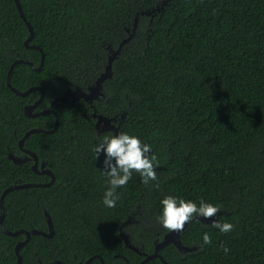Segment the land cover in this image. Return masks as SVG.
I'll return each instance as SVG.
<instances>
[{
  "label": "trees",
  "instance_id": "1",
  "mask_svg": "<svg viewBox=\"0 0 264 264\" xmlns=\"http://www.w3.org/2000/svg\"><path fill=\"white\" fill-rule=\"evenodd\" d=\"M19 2L34 32L29 46L41 48L44 62L38 72L16 64L10 83L19 92L43 89L36 111L68 87L92 85L107 63L108 47L117 49L136 21L135 35L113 61L112 77L103 83L104 96L94 107L97 114L119 121L124 115L119 131L151 146L157 178L144 184L134 172L116 190V206L105 207L108 184L93 151L98 143L93 111L81 101L60 103L56 131L34 133L25 141L26 148L41 150L39 157L52 162L55 182L6 194L5 230L45 226L36 204L52 205L53 227L62 228L70 216L64 212L65 193L74 187L80 212L69 240L90 242L105 264L141 262L124 246L119 227L129 219L123 231L131 243L144 242L143 251L153 253L169 231L157 222L159 201L173 195L219 205L218 218L233 229L220 233L210 222H190L180 241L195 250L182 254L167 245L159 251L167 264H264V0ZM28 36L14 1L0 0V196L17 183L48 182L29 165H14L7 158L8 152L21 155L17 142L28 130L54 128L51 114L24 116V107L39 98V91L20 97L6 84L15 59L39 65V51L24 46ZM73 160L77 176L57 167ZM90 206L98 211L90 212ZM203 232L211 242L201 247ZM22 238L6 236L0 228V264H17L14 247ZM60 238L31 236L19 252L22 264L45 263L47 246L39 244Z\"/></svg>",
  "mask_w": 264,
  "mask_h": 264
},
{
  "label": "clouds",
  "instance_id": "2",
  "mask_svg": "<svg viewBox=\"0 0 264 264\" xmlns=\"http://www.w3.org/2000/svg\"><path fill=\"white\" fill-rule=\"evenodd\" d=\"M108 49L109 52L113 51L110 47H108ZM94 110L95 108L93 107L92 111ZM95 112L97 114L96 110ZM111 127L118 130L119 125L117 122H112ZM97 138L98 143L93 146V151L100 164L99 171L107 176L108 184L102 198V204L105 207L113 208L116 206V201L118 199L116 190L126 185L134 172L141 177V182L144 184L156 180L157 174L155 167L157 157L151 152L150 145L142 143L135 135H129L119 130L115 134L112 133L109 136L98 135ZM101 156L103 159H100ZM159 204L160 212L156 217L157 222L162 228L169 231L182 230L186 223L197 220V218L208 220V222H210V227L218 229L220 233L230 232L233 229L231 223L222 222L218 218L217 214L220 210L219 205H214L203 200H200L199 203L191 200L186 201L173 195L164 196L159 201ZM201 241V247L211 242L208 232H203L201 234ZM222 250L225 254L229 251L227 247H223ZM116 257L118 258V255H116Z\"/></svg>",
  "mask_w": 264,
  "mask_h": 264
},
{
  "label": "water",
  "instance_id": "3",
  "mask_svg": "<svg viewBox=\"0 0 264 264\" xmlns=\"http://www.w3.org/2000/svg\"><path fill=\"white\" fill-rule=\"evenodd\" d=\"M13 1H14L15 6H16V9H17V11L19 13L20 18L25 23L26 28H27V30L29 32V36L24 41V46L27 47V48H31V49H35V50L39 51V53H40V62H39V65L37 67H35L33 65V63L28 61V60L15 59L13 61V63L11 64V67H10L9 72L7 74L6 84H7V87L14 94H16V95H18L20 97H24V96L28 95L32 91H40V93H41L40 99L36 103H34L33 105H29V106H26L24 108V115L26 117L32 118V116L36 117V116L44 115V114H51V115H53L55 117L54 128L52 130L45 131V130H42V129H31L25 134L24 138H26L30 134H34V133H43V134L49 133L50 134V133L55 132V130L57 129L58 117H57L56 112L54 110H45V111H40L39 113H32V111L35 108V106L39 103L40 100H42L43 89L41 87H30L28 90H26L24 92H19L17 89L12 87V85L10 83V75H11L13 67L16 64H25V65L31 67L32 69H34V71L38 72V71H40L42 69L43 62H44V53L41 50V48L39 46H37V45H30L29 46V42L31 41V39H32V37L34 35L32 26L30 25V23L25 18L19 0H13ZM164 3H165V1L162 3V5ZM160 8H162V6ZM135 28H136V21H135V24L133 26L132 33L126 39L121 41V43L119 44V46H118V48L116 50H113V51L110 52V55L108 56L107 63L105 65V67H104L103 72H101L100 75L96 78V80L94 81V84L92 86L88 87V90H89L88 93L82 92V89H79V88L76 89V90H72V89L68 88V89H65V91H64V93H63V95L61 97L60 96L57 97L52 102V105L57 103V102L64 103L68 99V97H70L72 102L73 101H77L80 98H82L84 101L92 104V102L94 100H97L99 97H101L103 95V93L101 91L103 83L106 80H108V79H110L112 77V63L119 56V54H120V52L122 50V47L127 42H129L130 39H132L134 37ZM55 107H56V105H55ZM92 118L95 120L94 129H95L96 134L98 136V135H102V134H104L106 132H111V133L115 134L119 130V128H118V130L117 129H113L111 127V124H112V122H117L118 125H120V123L122 122L121 120L124 118V115H122L121 120L119 121L117 119V117L108 118V117H105L103 115H97L95 110H94L93 113H92ZM22 142L23 141H20L19 146H21ZM7 158L14 165H20L23 162H25L26 160H28L27 157L20 158V157H17L15 155H13L12 153H7ZM33 161H34V164L32 166L33 171L37 172V173H43L45 175H48L49 178H50L49 181L47 183H44V184H39V183H36V184L35 183L14 184V185H11V186L7 187L6 189H4V191L2 192V194L0 196V228L2 230V233L4 235H6V236H12V237L17 236L19 234H24L25 235V239L23 241H21V242H18L15 245V247H14V253H15V256H16L17 264H21L22 263L21 256H20L19 252H20L21 248L27 244V242H28V240H29L31 235H42V236H44L47 239H51V237L53 235L52 221H51V218H50L49 214L46 211L44 213V216H45L46 224L48 225V233H45V232H42V231H37L36 229H31L29 232L26 231V230H18V231H15V232H10V231H6L5 230V227H4V224H3V220H4L3 201H4V197L6 196V194H8V193H10L12 191H15V190H20V189L49 187V186H51L53 184V181L55 179L53 173L51 171H49L48 169L44 168L43 167V163L40 166L41 170L37 171V168H36L37 167V158L34 157V156H33ZM197 220L202 221L203 223L204 222L205 223L208 222V220H205L203 218H197ZM209 221H210V219H209ZM129 222L130 221L128 219L127 221H125L119 227V236L122 239V241L124 243V246L126 248H128L130 250H133V251H135L137 253V249L130 244L128 235H126L122 231V228L125 227L127 224H129ZM189 223L190 222L186 223L182 230H179V231H168L163 236V239L160 242L155 244L154 252L151 255L146 256V255L142 254L145 257V259L140 264H145V263H147V262H149L151 260H154V259H159L162 262V264H167V262L164 261L163 258L159 254V251L161 249H163L164 247H166L167 245H173L175 247V249L179 253H182V254L194 251L195 248L185 247V246L182 245V243L180 241V234L185 230V228L187 227V225ZM51 264H56V262H52Z\"/></svg>",
  "mask_w": 264,
  "mask_h": 264
},
{
  "label": "flooded vegetation",
  "instance_id": "4",
  "mask_svg": "<svg viewBox=\"0 0 264 264\" xmlns=\"http://www.w3.org/2000/svg\"><path fill=\"white\" fill-rule=\"evenodd\" d=\"M99 75H100V73H99ZM92 85H90V86H92ZM90 86H88V87H90ZM88 87H86L84 89L83 88H80V87H78V88L79 89H82V92L88 93L89 92ZM68 88H70L72 90L78 89V88H71V87H68ZM102 89H103V85H102L101 91H102ZM63 93H61L60 95L56 96L51 101H49L48 107L44 108L41 111L54 110L55 112H57L56 109L59 108V104L61 102H57V103H55L53 105H52V102L57 97H59V96L61 97L63 95ZM40 96H41V93H40ZM40 96H39V98L36 101H34L33 103H29L26 106L33 105L34 103H36L40 99ZM103 96H104V94L101 97H103ZM101 97H99L97 100H94L92 102V104L84 101L82 98H80L77 101H73L72 102L71 99H70V97H68V99L64 103H62V104H69L70 103V104H73V105H79L78 103L81 101L84 104H86L88 106V108L93 109L94 103L95 102H98L101 99ZM43 98H44V91H43L42 100H43ZM42 100H40L39 103H41ZM38 104L35 106V108L33 109L32 113H39L40 112V111H36L35 110L36 107L38 106ZM55 105H56V107H55ZM23 113H24V110H23ZM91 114H90V116L92 118V115ZM32 117H35V116H32ZM57 117H58V115H57ZM112 118H115V117H112ZM57 127H58V124H57ZM93 128H94V125H93ZM27 132H25L22 135V137L17 142L18 149H19L21 155H15V156L20 157V158L27 157L28 160H26L22 164L29 165V168H30V170L32 171V173L34 175L46 176L48 178L47 181H49L50 178H49L48 175H45L43 173H37V172H34L33 171V169H32V166L34 164L33 156L37 158V167H36L37 168V171H40L41 170L40 166H41L42 163H43V167L46 168V169H48L49 171H51L50 169H53L54 168V165L52 164V162L48 161L46 158L39 157V153H41V150H38L37 152H35L32 149L25 147V141L31 135L30 134L28 137L24 138V136H25V134ZM107 133H111V132H106L104 134H107ZM47 134H49V133H47ZM95 134H96V132H95ZM104 134H102V135H104ZM20 141H23L22 144H21V146H19ZM8 153H10V152H8ZM74 165H75V161L73 160V162L71 164H67L66 163L64 165H60V166H57V167H60V168L64 169L66 171V174H68L69 176H71V175L77 176V172H76V174H74V168H73ZM55 179H54L53 183L55 182ZM73 183L74 182L71 181V184H73ZM17 184H29V183H17ZM39 184H44V183L41 182ZM73 185L75 186L76 184L74 183ZM44 188H47V187H44ZM27 189H29V188H27ZM20 190H25V189H20ZM67 190L68 191L65 193V197L68 200V204H67V207H66V209H65L64 212L65 213L66 212L67 213H70V216H68L67 220H65L63 222L62 228H58L57 230H55L54 227H53V235H52L51 239H53L55 237L60 238L62 235H65V237L60 238L57 241L48 242L46 244H44V243L43 244H39V245L47 246L46 250L43 253V256L45 258V263H43L41 259H37L36 264H51L52 262H56V264H105L104 261H103V259H102V257L99 254H97V253L94 252V250H93L92 245H91L90 242H74V241H70L69 240V231L73 228V221L76 219V216L79 215V212L80 211H77V208H79V207L76 205V202H77L76 195H75L76 190L74 191V187H69ZM32 198H33V195H32ZM73 200H75V201L72 202ZM36 206L37 207H41L42 215H44V213L46 211L49 214V216H52L51 215V212L54 211V209L52 208V205H50V204H44V205L36 204ZM89 210H90V212H97L98 211V207L97 206H90L89 207ZM76 211H77V213H76ZM44 218H45V216H44ZM129 225H130V222H129V224H127L123 228L125 229ZM123 228H122V231H123ZM35 229L37 231H42V232L48 233V225L47 224H45V226L44 225H40V227L35 228ZM18 230H25V229H18ZM18 230H16V231H18ZM30 230H26V231L29 232ZM123 233H125L126 235H128L129 241H130L129 234H127L124 231H123ZM19 235H21L23 237L21 240H23L25 238V235L24 234H19ZM31 236H35V235H31ZM31 236H30V238H31ZM36 236L43 237L44 239H47V238H45L42 235H36ZM48 240H50V239H48ZM130 244L137 249V253L135 251H133V250H130V249L129 250L131 252L135 253L136 255L140 256L143 260L145 259V257L142 254H144L146 256L152 254V253L148 254L145 251H143V249L145 247V243L144 242H139V243L132 244L131 241H130ZM48 255H56V257H49ZM123 260H124V262L126 264H139V262H140V261H136V259H134V258L131 259V263L127 259H123Z\"/></svg>",
  "mask_w": 264,
  "mask_h": 264
}]
</instances>
